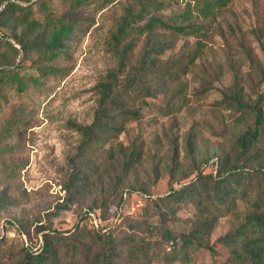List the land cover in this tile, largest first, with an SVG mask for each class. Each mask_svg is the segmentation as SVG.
Returning <instances> with one entry per match:
<instances>
[{"label": "rangeland", "instance_id": "obj_1", "mask_svg": "<svg viewBox=\"0 0 264 264\" xmlns=\"http://www.w3.org/2000/svg\"><path fill=\"white\" fill-rule=\"evenodd\" d=\"M146 1L114 0L81 7L78 11L86 31L69 42L68 57L53 63L65 71L51 74L22 92L13 87L1 91L0 148L6 151L0 154V190L14 204L0 209V238L20 245L30 231L32 242L39 246L41 233L35 234L34 226L39 221L47 223V214L53 212V228L67 234L77 225L83 209L104 200L106 205L101 209L107 207L106 219L117 226L115 233L122 235L128 230L126 221L138 219L142 213L147 199L143 189L153 197L165 195L186 183L206 160L219 161L226 152L234 157L236 139L254 125L253 113L244 114L232 101L234 94L246 107L263 97L260 106L264 115V0H227L225 4L217 0H153L156 7H149L133 28L151 15L188 27L174 34L165 26H157L150 36L175 41L160 56L161 61L184 63L193 57L194 63L183 67L179 78L167 83L156 97L132 98L129 105L139 110V117L126 120L111 146L95 147L83 155L81 134L71 123L86 125L93 120L98 85L117 65V45L134 43L127 71L142 54L148 32L139 35L130 31L119 44L113 42L112 35L126 12L139 11ZM17 2L28 5L35 0ZM184 10L186 15L181 17ZM40 15L39 6L34 4L32 16ZM22 28L19 26L18 32ZM35 59L36 53L20 51L14 64L3 66L20 65L21 72L32 73L36 71L31 67ZM11 119L19 120V124L12 126L11 134H5ZM263 147L264 137L253 150ZM133 148L139 151V159L123 172L122 158ZM174 156L178 158L176 170L172 168ZM259 163L264 164V158ZM89 164H93L92 169ZM74 167L88 169V180L69 190L67 183ZM190 214V209L182 208L178 212L181 220L171 226L187 230L185 221ZM232 224L231 216L222 217L210 242ZM84 226L88 228V224ZM151 240L162 254L173 247L172 243L158 247L159 239L154 236ZM195 259L198 264L209 262V251L201 250ZM151 264L181 261L169 263L156 257Z\"/></svg>", "mask_w": 264, "mask_h": 264}, {"label": "trees", "instance_id": "obj_2", "mask_svg": "<svg viewBox=\"0 0 264 264\" xmlns=\"http://www.w3.org/2000/svg\"><path fill=\"white\" fill-rule=\"evenodd\" d=\"M17 1L0 0V98L5 87L22 92L51 74L63 73L65 69L53 63L68 57L69 42L86 31L78 10L95 2L108 4L114 0H35L28 5ZM34 4L39 6L40 18L32 16ZM149 7H156L153 0H147L137 12L128 10L112 35L113 42L119 44L130 31L139 35L148 32L146 37L149 39L140 57L127 71L134 43L128 41L122 46L117 45V65L98 85V107L93 120L86 125L71 123L81 134L79 148L83 155L95 147L111 146L124 130L126 120L139 117V110L129 105L132 98L156 97L167 83L179 78L183 67L194 63L193 57L184 63L161 61L160 56L175 41L150 36L157 26H165L174 34L187 31L188 27L151 15L144 24L133 28L135 20ZM185 15V10L180 13L181 17ZM19 26L23 28L18 32ZM20 51L25 55L36 53L31 66L36 71L24 73L19 70L20 65L3 66L14 64ZM262 98L254 106L246 107L241 106V97L234 94L231 99L243 113L254 115V125L246 128L233 145L234 157L226 152L219 161L213 159L210 163L206 160L186 183L171 188L165 195L153 197L143 189L142 194L147 199L142 213L138 219L126 221V233L116 234L117 226L106 219L107 207L101 209L106 200L83 209L77 225L66 231L67 234L53 228L50 217L54 213L51 212L47 214V223L39 221L34 226L35 234L41 233V245L32 242L30 231H27L26 242L20 245L0 238V264H151L156 257L169 263L198 264L195 254L201 250L209 251L210 261L200 264H264V164L259 163L264 158V147L253 150V145L264 137ZM17 124L19 120L11 119L4 133L11 134L12 126ZM188 143L192 151L191 138ZM4 151L5 148H0V154ZM139 156L138 150L131 149L129 155L122 158L123 172L136 163ZM176 160L178 158L174 156L173 170H176ZM89 166L93 168V164ZM208 167L211 168L207 170ZM88 173V169L74 167L68 189L85 185ZM10 204H14L13 200L0 190V209ZM63 207L67 208V204ZM182 208L191 211L185 221L189 228L185 231L171 226L181 220L178 212ZM89 212L96 214L99 227L91 222ZM227 216L232 217L233 224L211 243L209 237L214 228L222 217ZM84 224H88V228ZM151 236L159 239L158 247L172 243V249L162 254L153 244L157 239L152 241ZM222 247L223 251L220 250Z\"/></svg>", "mask_w": 264, "mask_h": 264}, {"label": "built area", "instance_id": "obj_3", "mask_svg": "<svg viewBox=\"0 0 264 264\" xmlns=\"http://www.w3.org/2000/svg\"><path fill=\"white\" fill-rule=\"evenodd\" d=\"M90 219H91V222L96 226V227H99V222H98V218L96 216V214L94 212H89L88 213Z\"/></svg>", "mask_w": 264, "mask_h": 264}]
</instances>
